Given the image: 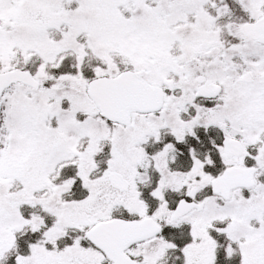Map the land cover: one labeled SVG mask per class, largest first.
Returning <instances> with one entry per match:
<instances>
[{"label":"snow or ice","instance_id":"snow-or-ice-1","mask_svg":"<svg viewBox=\"0 0 264 264\" xmlns=\"http://www.w3.org/2000/svg\"><path fill=\"white\" fill-rule=\"evenodd\" d=\"M264 264V0H0V264Z\"/></svg>","mask_w":264,"mask_h":264},{"label":"flooded vegetation","instance_id":"flooded-vegetation-1","mask_svg":"<svg viewBox=\"0 0 264 264\" xmlns=\"http://www.w3.org/2000/svg\"><path fill=\"white\" fill-rule=\"evenodd\" d=\"M167 264H174V260L172 257H169ZM175 264H178V262H175Z\"/></svg>","mask_w":264,"mask_h":264}]
</instances>
